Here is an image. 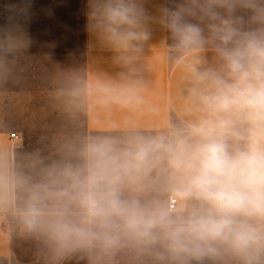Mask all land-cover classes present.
I'll return each instance as SVG.
<instances>
[{"label":"clouds","instance_id":"clouds-1","mask_svg":"<svg viewBox=\"0 0 264 264\" xmlns=\"http://www.w3.org/2000/svg\"><path fill=\"white\" fill-rule=\"evenodd\" d=\"M28 7L3 5L5 53ZM86 19L120 71L73 107L126 115L28 171L0 163V211L51 264H264V0H87Z\"/></svg>","mask_w":264,"mask_h":264},{"label":"crops","instance_id":"crops-1","mask_svg":"<svg viewBox=\"0 0 264 264\" xmlns=\"http://www.w3.org/2000/svg\"><path fill=\"white\" fill-rule=\"evenodd\" d=\"M87 0H31L22 31L12 29L15 47L3 51L0 40V163L8 171H28L33 159H55L66 141L103 132L110 116L95 108L74 109L78 82L115 76L120 69L87 29ZM0 0V25L5 23ZM156 98L176 87V76L165 68L150 73ZM16 133L12 138L11 134ZM11 211H0V264H51L43 246L33 241L22 258L19 230ZM72 259L63 264H76Z\"/></svg>","mask_w":264,"mask_h":264},{"label":"rangeland","instance_id":"rangeland-1","mask_svg":"<svg viewBox=\"0 0 264 264\" xmlns=\"http://www.w3.org/2000/svg\"><path fill=\"white\" fill-rule=\"evenodd\" d=\"M24 2H25V0H12V3L16 4V5L23 4ZM26 2L29 5V7L32 6L31 5V0H26ZM13 226H14V228H16L18 230V225L17 224H14ZM15 241H16L15 242L16 243V247L20 248L19 250H20V252L22 254L21 255L22 258H27L28 256L25 255L24 253H22L23 252V248L26 249V248L31 247L33 241L32 240H25V239H22V238L20 240H18V241L17 240H15ZM76 264H87V262L86 261H78L77 260Z\"/></svg>","mask_w":264,"mask_h":264},{"label":"built area","instance_id":"built-area-1","mask_svg":"<svg viewBox=\"0 0 264 264\" xmlns=\"http://www.w3.org/2000/svg\"><path fill=\"white\" fill-rule=\"evenodd\" d=\"M11 137H12V138H15V137H16V133H12V134H11Z\"/></svg>","mask_w":264,"mask_h":264}]
</instances>
